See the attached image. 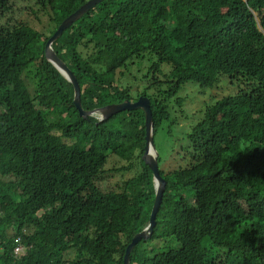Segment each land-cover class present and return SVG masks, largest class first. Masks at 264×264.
<instances>
[{
  "label": "trees",
  "instance_id": "1",
  "mask_svg": "<svg viewBox=\"0 0 264 264\" xmlns=\"http://www.w3.org/2000/svg\"><path fill=\"white\" fill-rule=\"evenodd\" d=\"M12 1L0 0V16ZM33 1L50 14L49 36L23 21L0 25V264H123L155 197L141 159L144 113L79 116L73 86L44 47L85 0ZM138 18L154 33L144 49L107 69L88 61H115L114 46L133 40L123 31ZM52 49L75 76L83 110L148 99L153 138L185 83L211 88L225 76L237 84L185 135L183 166L160 169L157 157L162 200L129 264H264V0H103ZM144 57L153 60L147 83L133 91L121 68ZM29 70L32 92L22 74ZM112 156L135 175L118 191L101 190Z\"/></svg>",
  "mask_w": 264,
  "mask_h": 264
},
{
  "label": "rangeland",
  "instance_id": "2",
  "mask_svg": "<svg viewBox=\"0 0 264 264\" xmlns=\"http://www.w3.org/2000/svg\"><path fill=\"white\" fill-rule=\"evenodd\" d=\"M87 1L85 0V2ZM11 5V11L0 16V25L23 21L39 33L49 36L53 30L49 12L41 10L33 0H13ZM123 33L126 37L132 35L135 37L131 42L114 46L113 57L115 61L109 55L102 56L100 54L90 56L88 61L94 62L97 66L103 64V68L107 69L118 64L127 54L144 49L154 37L152 27L147 23L145 25L141 18L129 23ZM41 46V42H38L35 49L40 50ZM136 60H130L132 63L121 68L125 72L121 84L131 87L133 91H136V89L141 91L143 85L147 83L142 77L147 74L146 71L153 64V60L149 57H144L139 62H135ZM31 72L32 70H29L22 74L32 92L35 88V82ZM235 92H237V84L231 83L225 76L219 77L218 82L211 88H200L195 82H187L181 86L176 96L169 101L170 119L161 125L153 138L157 157L159 156L161 161L159 164L160 169L162 167L165 170H171L185 164L186 157L183 154L185 151V135L195 125L205 107L212 105L223 96L234 95ZM178 98L182 100L180 105L176 103ZM127 166L126 162L114 156L109 157L105 166V179L100 184L101 190L118 191L125 181L135 175L134 169L128 171L118 170ZM17 253L18 256H21L23 251L20 250ZM73 257L74 254L71 253L65 259L71 260Z\"/></svg>",
  "mask_w": 264,
  "mask_h": 264
},
{
  "label": "water",
  "instance_id": "3",
  "mask_svg": "<svg viewBox=\"0 0 264 264\" xmlns=\"http://www.w3.org/2000/svg\"><path fill=\"white\" fill-rule=\"evenodd\" d=\"M102 1L103 0H88L78 10L68 16L57 27L55 32L46 42L44 47V57L73 86V105L78 111L80 117L88 118V116L97 115L99 116V121L102 122L108 117L125 110L131 111L140 109L144 113L145 144L141 159L153 174L155 197L150 211L147 226L141 232L134 235V237L131 239V242L126 247L123 257V264H129V255L132 249L136 246V244H138V242H140L141 240H147V238H149L152 234V229L155 224V217L162 200L165 185L164 180L160 177L158 171L157 153L153 144V124L149 100L144 97H139L134 102L126 100L118 104H111L102 108L94 109L92 111L83 110L80 102V89L75 76L52 49V45L54 44V42L62 35V33L67 28H69L75 21H77L86 12H88L91 8Z\"/></svg>",
  "mask_w": 264,
  "mask_h": 264
},
{
  "label": "clouds",
  "instance_id": "4",
  "mask_svg": "<svg viewBox=\"0 0 264 264\" xmlns=\"http://www.w3.org/2000/svg\"><path fill=\"white\" fill-rule=\"evenodd\" d=\"M99 117V116H98ZM19 250H20V248H16L15 249V252L17 253V252H19Z\"/></svg>",
  "mask_w": 264,
  "mask_h": 264
}]
</instances>
